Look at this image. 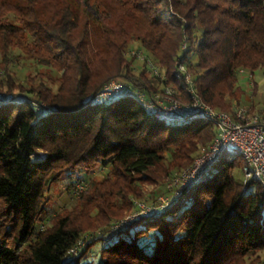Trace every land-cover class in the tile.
Masks as SVG:
<instances>
[{"label":"trees","instance_id":"trees-1","mask_svg":"<svg viewBox=\"0 0 264 264\" xmlns=\"http://www.w3.org/2000/svg\"><path fill=\"white\" fill-rule=\"evenodd\" d=\"M130 39L165 79L147 77L143 64L137 70L123 55ZM13 48L60 72L57 89L40 80L13 85ZM178 64L204 102L231 111L225 97L234 98L238 70L264 68V0H0L2 95L11 98L0 101V264H79L101 236L74 256L67 250L90 228L108 231L97 251L102 264H241L264 252V188L234 179L239 153L221 157L158 214L117 234L105 229L132 210L142 184L190 164L215 129L203 119L155 118L131 96L90 99L111 78L147 91L171 85L186 98ZM98 165L106 175L92 179L75 205L45 214L52 183L67 173L73 193Z\"/></svg>","mask_w":264,"mask_h":264},{"label":"built area","instance_id":"built-area-1","mask_svg":"<svg viewBox=\"0 0 264 264\" xmlns=\"http://www.w3.org/2000/svg\"><path fill=\"white\" fill-rule=\"evenodd\" d=\"M125 54L142 61L151 78L161 81L165 79L158 65L142 47H130ZM238 72L248 73V83L252 91L254 81L251 74L244 69H239ZM174 76L181 81L182 88L187 94L186 98H182V95L171 85L158 83L156 90L147 91L131 82L111 78L105 81L90 99L92 102H98L120 96H131L155 118L172 123L203 119L209 121L215 129L213 138L199 147L192 162L172 173L167 183L171 192L167 196L169 198L160 197L157 201L151 202L133 200L132 210L110 224L113 234L126 229L140 216L158 214L172 200L203 180L205 174L229 148H233L243 159L244 180L252 179L264 188V108L254 113H250L248 108L240 105L234 106L231 111L215 109L196 94L192 76L184 64H178ZM10 99L9 96L3 98L0 92V101ZM83 185H77L73 193L80 192ZM83 244V238L80 237L67 250V254L76 255Z\"/></svg>","mask_w":264,"mask_h":264},{"label":"rangeland","instance_id":"rangeland-1","mask_svg":"<svg viewBox=\"0 0 264 264\" xmlns=\"http://www.w3.org/2000/svg\"><path fill=\"white\" fill-rule=\"evenodd\" d=\"M130 47H141V46L137 44L136 40L130 39L127 45L125 46V51L123 55L127 56L125 52ZM12 53L14 54L12 55V57L9 58L10 62L8 63V68H9V71L12 73L11 78H13L12 80L14 82L13 85H16L19 81L25 84L26 86L36 85L38 81L40 80V81H43L45 85L50 86L52 88V91H55L57 89L58 81L56 79L60 75L59 74L60 72L53 71L49 69L48 67L41 66L37 64L35 61L24 57V55L20 54L22 52H19V49L17 48H13ZM18 55H20L21 58H16V56ZM142 63H143L142 61L135 59L132 65L137 70H139L142 67L141 66ZM141 69H144V68L142 67ZM144 71L147 77L151 78L149 73L146 70ZM251 76L254 81V84L252 86V91L250 90L251 87L248 83V73L239 74L237 87L234 90L235 92L234 98L230 99L229 96L225 97L226 101L229 100L231 109L234 108V106L236 105H240V106H244L248 108L250 113L251 112L254 113L264 108V68L256 69L252 73ZM7 89H8V85L6 83V76H4L3 71L0 68V92L3 93ZM11 91L13 93H18L17 89H11ZM214 108L217 109L216 107ZM233 153H237V152L233 148H229L223 153L222 157L223 158L229 157ZM194 154L195 152L193 153V155ZM168 160H169L168 158H164V160L162 161V164L166 167L173 166L172 163L169 164ZM216 168H217V165H214L210 169V171L207 173V176H210ZM160 170L161 168L157 167V171H159V173H161ZM179 170L180 169L174 170L168 175L162 172V174H160L157 178V181L159 182L157 185L155 184L152 185L149 183L142 184V190H144L145 194L141 198H133L132 200L151 202V201H157L158 198L160 197H163L164 199H166V197L171 193L167 187L169 178L172 175V173L177 172ZM106 173H107V166L98 165L90 173V178L86 179V182L84 183L83 186L84 187L87 186L92 179L94 180L102 179L106 175ZM68 175L69 174L67 173L62 174L59 180L51 184L49 191H48L49 198H48V204L45 210L46 215L51 214V213L53 214L54 212H57V211L59 212L61 209L65 207L66 209H69L73 205H75L77 201L75 199L79 195V192H75V193L67 192L65 181L67 180ZM232 175L234 179L238 181H241V179L243 178V173L239 167H235L233 169ZM160 181L162 182L160 183ZM152 190H155V191L152 193L151 192ZM129 197L132 198L133 196L130 195ZM123 216L124 215H120V216L118 215V216L112 217L107 222L105 229L109 230L110 224L112 223V221L119 219ZM92 224L95 225V222ZM103 231H104L103 228H96V229L90 228L82 232L81 234V237L83 238L84 243L87 242L89 239H91L94 235L101 236L100 241L98 240L99 242L95 243L92 246L91 250L87 253V257L85 258V259H90V260L92 259L93 264H102L97 251L102 248V242L104 241V239L107 237V234H108V231L106 232H103ZM261 258H264V252L257 251L246 259H240L239 262L241 264H262ZM85 259L83 258L79 264H83L85 262Z\"/></svg>","mask_w":264,"mask_h":264}]
</instances>
